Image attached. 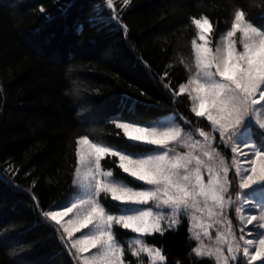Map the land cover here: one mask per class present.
I'll list each match as a JSON object with an SVG mask.
<instances>
[{
	"label": "trees",
	"instance_id": "trees-1",
	"mask_svg": "<svg viewBox=\"0 0 264 264\" xmlns=\"http://www.w3.org/2000/svg\"><path fill=\"white\" fill-rule=\"evenodd\" d=\"M113 3L0 0V264H78L43 213L68 198L82 134L141 153L153 146L128 139L117 120L146 122L173 112L185 128L210 129L191 112L189 95L179 94L196 71L193 18L208 17L215 41L238 9L264 25V0ZM255 137L261 143L258 132ZM102 165L139 185L118 157H105ZM101 198L109 210L120 209L110 196ZM189 229L182 216L144 241L162 250L165 264H215L192 253ZM132 233L115 226L124 264H149L145 254L131 255Z\"/></svg>",
	"mask_w": 264,
	"mask_h": 264
},
{
	"label": "snow or ice",
	"instance_id": "snow-or-ice-1",
	"mask_svg": "<svg viewBox=\"0 0 264 264\" xmlns=\"http://www.w3.org/2000/svg\"><path fill=\"white\" fill-rule=\"evenodd\" d=\"M107 3L112 6V0ZM192 23L201 42L197 43L196 39L191 42L196 71L179 86V94L188 93L192 101L191 112L209 121L223 144L231 146L233 178L239 177L241 190H249L243 192L244 203L251 202L250 212L260 206L258 216L241 215L240 220L245 225H253L248 233L256 232L257 235L253 239H244L242 234L238 241L226 218L224 210L234 202L229 194L232 182L228 180V163L212 146L215 137L198 129L202 139H194L178 123L158 127L141 126L137 121L118 122L115 126L131 141L156 146L150 149L154 154L136 157L93 142L88 136L79 138L75 149L78 164L75 172L90 194L79 199V208L76 202L69 200L56 206L63 208V212L43 213L62 228L69 240L74 232L92 226L82 238L71 243L81 264H124V245L115 238L114 224L140 236L163 235L167 229L179 224L181 211L192 221L190 238L198 242L192 248L195 256L212 258L215 264H230V261L234 264L239 253L247 259V264L264 259V231H260L264 229V204L253 195L256 192L264 195V104L261 103L264 101V30H261L264 25L254 26L246 19V13L238 9L230 29L213 48L210 47L213 25L208 17L193 18ZM237 33L240 34V50L237 49ZM257 132L259 144L255 140ZM108 156L118 157L119 168L143 182L141 190L128 187L119 178H114L111 171L102 170L101 161ZM145 184L149 187L143 188ZM101 193L121 204L151 202L158 210L170 209L171 215L152 209L113 215L100 203ZM73 208H77L83 218L78 215L76 220H68L66 224L72 227L61 224V217ZM236 212L239 214L241 208ZM204 214L207 221L202 219ZM254 221L258 223L253 224ZM220 224L224 228L218 229L213 238L209 230ZM205 238L209 243H205ZM128 247L134 257L145 254L149 264H165L167 260L160 248L150 247L141 239H134V246ZM93 249L96 251L92 252ZM251 249L254 251L250 252ZM84 253L91 254L81 255Z\"/></svg>",
	"mask_w": 264,
	"mask_h": 264
},
{
	"label": "rangeland",
	"instance_id": "rangeland-1",
	"mask_svg": "<svg viewBox=\"0 0 264 264\" xmlns=\"http://www.w3.org/2000/svg\"><path fill=\"white\" fill-rule=\"evenodd\" d=\"M113 5H114V3H113V0H112V6ZM197 19H199V18H197ZM254 26H258V25H255L254 24ZM261 30H264V27H262ZM239 38H240V34L237 33L236 39H237V49L238 50L241 49V45L239 44ZM194 39L197 40V43H201L199 41V39H198L197 29H196V36H195ZM210 40H211L210 47L215 48L217 46V44L219 43L220 38H218V40L215 41L214 40V36H213V31H212V33L210 34ZM188 80H186L182 84H185ZM189 98H190V96H189ZM261 103L264 104V101H262ZM191 106H192V101H191ZM130 121H133V120H130ZM130 121L129 120L127 121L125 119H119L118 120V122H130ZM177 123L179 124V126L183 127L184 130H185V132L187 134L191 135L194 139H202V138H200L198 136V133H197V130L198 129L199 130H203L204 132L208 133L212 137H215V140L212 142V146L214 148H216V151H217V153H219V156L220 157H223V159L228 163L229 168H230V171L228 173V180L232 182L231 185H230V187H229V194L231 195V197H232V199H233L234 202L231 203L230 205H228L225 208L224 211H225L226 218H227L228 221L231 222L232 231L236 234V237H237V240L238 241H239V238H240V236L242 234L244 235V239H253V238H255V236L257 235L256 232H252L251 234L248 233V230L250 228H252L253 225H245L244 223H242L241 220H240V216L241 215L242 216H248V215H257L258 216L259 215V212H260V206L257 205L256 208H255V210L250 212L249 211V208L251 206V202L244 203L243 192L244 191H249V190H241L239 188V177H236L235 179L233 178V173L232 172L234 171V169L231 166V160H232V156L234 154L231 153V150H230L231 146L230 145L229 146H225L223 144V142H222L219 134L216 133V132H214L212 130V127H211L210 122H209V127H210L209 130H206V129H203V128H200V127L199 128H195V129L185 128V126L182 125L181 121L176 118V113H173L172 112V113H169V114H167L165 116H162V117H159V118L147 120L146 122H141V126H158V127H160V126H165V125L171 126V125L177 124ZM83 136H86V135H82L81 137H83ZM81 137H79V138H81ZM90 140H92V139H90ZM255 140H256V137H255ZM93 142L105 144L102 141H95V140H93ZM256 142H257V140H256ZM257 144H259V143L257 142ZM105 145H107V144H105ZM221 145H222V147H221ZM108 146H110V145H108ZM150 146H152V145H150ZM155 147L156 146H153V148H155ZM113 148L116 149V150H120L122 152H125V153H131V154H133L136 157L154 154L152 151L141 152V153L140 152H135L134 153V152L127 151V150H124V149H119L116 146H113ZM243 150L244 151H248V148H244ZM240 160L243 161L244 160V157H240ZM101 168H102V170L111 171L113 173V171L111 169L109 170V169L105 168L104 166H102V161H101ZM83 172H84V170H83V168H81V175H83ZM74 177L75 178H74V181H73V185L71 187V190L69 191L68 198L66 200H64L63 202L64 203H68L69 200H71L72 202H76L77 203V206L79 208L80 207L79 206V203H78L79 202V199H81V198L86 197L87 195H89L90 194V191H89V189H87L86 187H84L82 185V182L77 177L76 172H75V176ZM113 177L114 178H119L120 182L123 183V184H125V185H127L128 187H132L135 190H141L140 185H142L143 182H140V181L136 180L134 177L133 178L139 183V185H136L134 183H130L129 181H127L126 179H124L122 177H117V176L114 175V173H113ZM207 179H208V177H207V175H205V181H207ZM148 187L149 186L146 185V184L143 185V188H148ZM102 194L103 193H101V195L99 197V201H101L100 203L103 204L104 207L109 211V213L110 214H113V215L133 214V213H135V212H137L139 210H148V209H152L153 211H163L166 216L171 215V210L170 209H160V210H158V209H156L154 207V205L151 202H149L148 204H144V205L120 204V209L118 210V212L117 211H111L102 202V198H101ZM253 195L255 196L256 200H259V201H261L262 204H264V195H262L260 192H256ZM237 196H239L240 198L237 199ZM237 208H241V212L239 214H237V212H236V209ZM52 210H56V211H59V212H63L64 211L63 208H54ZM49 211H51V210H49ZM78 215L80 216V219L83 218V215L81 213H78L77 208H73L72 212H70L67 215L61 217V224H64L65 226L72 227L70 225H67L66 222L68 220H70V219L76 220ZM183 215L186 216L189 219V217L183 211H181L180 214L178 215V219H179L180 222H181V219H182V216ZM44 217L46 219H49L46 216H44ZM202 219H204L205 221H207V215L204 214L203 217H202ZM189 222H190V228H191L192 221L189 219ZM52 223H54V222H52ZM256 223H258V221H254L253 222V224H256ZM56 226H57V228L59 230L62 229V228H60V226H58V225H56ZM115 226H119V225H115L114 224L112 230H113V233L115 235L116 240L118 242H120L118 240L116 234H115ZM91 227L92 226L89 225L87 228H81L79 231L74 232L71 240L68 239L67 234L64 233L63 230L61 231V236H62V238H63L66 246L70 249V251L72 250L71 252L73 253L74 258L76 259L77 263L79 262L78 264H81V260L77 258V252H76L75 249H73L71 247V243H72V241H75L77 239L82 238L83 234L84 233H88L89 232V229ZM223 228H224V225L223 224H220V225L214 226L209 231L211 232L213 238H215L216 235H217L218 229H223ZM242 228L244 229V232L243 233H241V229ZM260 231H264V229H261ZM134 239H141V240L144 241V237L143 236H140L139 234L134 233L132 236H129L128 239L126 240L128 242V245H133L134 246ZM194 242H195V246H196L198 242L195 241V240H194ZM144 243H146V242L144 241ZM205 243H209V241H207L206 238H205ZM240 243H241V246L243 247V242L240 241ZM148 245L150 247H156L154 245H150V244H148ZM156 248H158V247H156ZM95 251H96L95 249L92 250V252H95ZM251 251H254V249H251L250 252ZM90 254L91 253H84V254H81V255H90ZM225 254L227 255L226 249H225ZM237 256H238L237 261H235L234 264H247L246 263L247 262V259L246 258H242V253L237 254ZM230 264H233V262L230 261ZM253 264H264V259H258L255 262H253Z\"/></svg>",
	"mask_w": 264,
	"mask_h": 264
},
{
	"label": "bare ground",
	"instance_id": "bare-ground-1",
	"mask_svg": "<svg viewBox=\"0 0 264 264\" xmlns=\"http://www.w3.org/2000/svg\"><path fill=\"white\" fill-rule=\"evenodd\" d=\"M103 2V1H102ZM99 14V13H98ZM101 16V15H100ZM99 17V16H98ZM101 20V19H100ZM105 21V20H104ZM118 24H120V23H118ZM119 118V117H118ZM114 121H116V120H114ZM118 121V120H117ZM128 121V120H127ZM130 121V120H129ZM116 124V123H115ZM83 135V134H82ZM101 141V140H100ZM103 142H104V140H103ZM113 147V146H112ZM139 149V148H138ZM103 166V165H102ZM110 170V169H109ZM233 173V172H232ZM75 176V175H74ZM75 178V177H74ZM126 179V178H125ZM133 182V181H132ZM131 183V182H130ZM135 183V182H134ZM143 184V183H142ZM101 202V201H100ZM103 202V201H102ZM112 202V201H111ZM105 204V203H104ZM118 212V211H117ZM184 216V215H183ZM43 217H44V215H43ZM129 230V229H128ZM60 231H62V229L60 230ZM63 233V232H62ZM133 234V233H132ZM65 235V234H64ZM66 236V235H65ZM64 236V237H65ZM61 237V236H60ZM144 237V236H143ZM67 238V237H66ZM127 238V237H126ZM68 241V240H67ZM127 248V247H126ZM128 249V248H127ZM72 251V250H71ZM126 252V251H125ZM74 256V255H73ZM143 261V260H142ZM125 262V261H124ZM79 263V262H78ZM247 263V262H246Z\"/></svg>",
	"mask_w": 264,
	"mask_h": 264
}]
</instances>
